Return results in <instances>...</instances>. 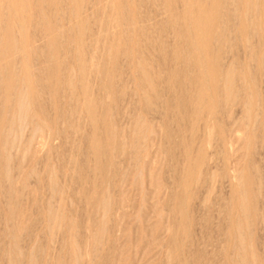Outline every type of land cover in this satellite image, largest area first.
<instances>
[{
	"label": "rangeland",
	"instance_id": "1",
	"mask_svg": "<svg viewBox=\"0 0 264 264\" xmlns=\"http://www.w3.org/2000/svg\"><path fill=\"white\" fill-rule=\"evenodd\" d=\"M135 1L141 4H136L137 6L133 7L134 13L137 15L135 19L137 21L139 18L141 19L138 24L145 22V26H150L151 23H146V20L150 18L151 22L154 23L152 27L154 25L155 28L157 27L156 30L148 26L149 31L153 30L150 31L151 36L156 33L153 36L156 41L152 39V43L150 40L148 43L153 46L159 44L157 48L147 44L148 39L144 36L145 40L142 36L140 37L145 43L142 44V39H138L140 35L138 36L137 32L134 33L132 26L129 27L131 29L129 32L131 37L135 35L133 43L136 42L135 46L140 45L135 47L132 40H130L131 43L126 40H129L130 37L127 35L129 32L124 31V28H127L128 25L126 18L124 16L123 18L122 15L125 14L123 11H127L130 7L128 0H117L116 2L115 15H120L124 22L119 19L121 22L119 23L120 31H118L119 27L116 28V25L109 32L111 33L108 36L109 40H112L111 37L115 40L112 48V61L111 57L108 60L107 56H102L104 49L102 50L101 40L103 38L97 42L94 41L99 33L97 26H100L99 28H102L101 25L104 26L100 22L104 19V16L101 12L97 13L92 4H88L87 1V3L84 2V9H81V13L83 12L81 17H88L84 30L86 31L84 39L88 43L84 40L82 46L83 52H85L84 60L88 59V63L85 62L87 69L83 78L80 79V72L75 63L77 61L74 56V49L70 48L73 45L69 44L66 39L64 43L63 39V45L59 46V60L63 63L62 68H67L73 76L74 91H78L77 93L80 96H82L81 89H84L87 94L89 93L86 103L96 115H94L97 118L95 125L89 121L86 111L80 112L81 114L73 112L74 119L68 120L74 103L68 99L70 90L67 87L64 88L63 84V87L61 85L60 88H64L66 91L61 89L58 94V98H62L60 99L62 104L57 103L55 105L54 99H52V96L50 97L49 89L46 87L48 83L44 79L45 74H40L38 70L35 71L38 67L44 65V63L42 64V61L44 62L42 57L46 54L40 56L41 58L38 59L40 62L35 60L36 62L29 64L30 67H34L31 69L35 71L37 77H44L39 80L34 75L33 83L36 87L38 82L36 91H38L42 105L46 103L43 105V107L45 106L44 114L41 115L33 106V99L31 116L33 117L35 114L34 116L38 117L39 120L34 118L40 122L47 118L48 122L45 119L44 121L49 124L52 122L53 125H49L52 132L59 128L64 133L59 130L54 132L63 134H54L56 136L51 147H46L41 142V146H43L40 147V144L37 143L40 153H38L39 155L35 154V156L37 155L35 159V156L32 155L33 152L28 154L26 152L25 157L21 156L22 152L17 153L22 160L21 158L18 159L16 152H14L15 156L13 154L11 157L13 159L10 160V171H13L12 173L17 177L18 171L15 169L17 166H14L22 162V169L24 168L23 172L25 174L21 172L22 176L24 175L23 179L18 178L16 181L19 191L18 196L21 194L20 197L22 198L14 196L13 201L10 200L13 203L20 201L18 204L15 203V206L18 205L17 208L20 206L24 211L19 207L23 212L21 214L20 211L21 216L19 214L16 219H8L9 216L7 218L9 198L6 196V188L3 187L5 185L4 179L0 180V264H235L236 261V264H238L240 262L238 254H240L241 260L244 257L246 258L243 261L244 263L247 262L246 264H264V71H258L257 60L255 61V59L249 57L250 52L248 53L249 47L255 45L254 48H257L258 51L264 42H259L256 36H251L249 38L250 43L252 42L251 46H244L242 43L245 44L246 41H239L233 46H223V49H219L222 54L224 53V56L221 55L220 65L225 68L229 64H234L238 68L240 75L239 77L236 76L235 85L237 87L239 84H236L240 81L239 78L245 81L246 85L250 87V91L253 88V91L248 94L254 95L251 96V99L255 102H251L253 108H251L253 111L251 115L254 118L249 119L250 122L248 119L245 122L248 123L249 127L245 125L242 127L243 129H240L241 131H238L245 138V141L243 138L237 144V151L226 155L220 151L219 136L228 133V126L234 119L242 118L244 104L240 101V103L236 102L231 106L229 105L231 108L226 105L227 108L224 104L225 107L221 104L220 100L217 102L216 99H219L220 96L219 90L214 94L209 85L211 81L209 75L211 73L208 74V72H210L211 65L208 67L210 63L208 58L201 57L200 62L196 61L197 59L196 62H193L192 58L184 57L186 58L184 59L183 56L179 57V55V59L174 54L187 49L186 37L182 38L185 31L181 30V28L183 29L182 22H184L183 5L185 0ZM188 1H191L192 4L195 2V0ZM57 3L51 9L45 8L44 3L43 11L46 12V15L43 17L45 20H55L60 27L64 26L63 28L70 29L72 24L75 25L73 21L70 22L71 13L69 14L70 11L68 10L70 9V0H57ZM158 3L160 4L157 9L156 5ZM180 13L182 16V18L180 17L181 21L178 20ZM140 14L141 16H138ZM120 16L118 18H121ZM159 17L169 22V24H160L159 21L162 19ZM95 21L99 24L96 25ZM176 21H179V23H176ZM122 23L127 26H123ZM180 23L182 26H178ZM63 28L62 30L65 31ZM95 30H98L97 33ZM161 30L163 33L160 32ZM122 31L125 33H122ZM233 33V36L236 35ZM122 35L123 37L124 35L127 36V38L125 37L126 41L123 40ZM136 35L138 38H136ZM232 35L231 37H233ZM90 39L94 40L90 42ZM122 41L130 44L126 43L125 45ZM93 42L95 46L97 45L96 47ZM42 44H45L44 39H42ZM90 44H92V47ZM160 44L162 46L165 44V50L164 46L162 47ZM114 50L118 52L116 53ZM140 50L141 52H139ZM132 52H135V56L137 55L136 57L133 56L135 59L132 57ZM148 52L151 58H149ZM122 54L127 56L124 55L123 58ZM141 54H145V56L143 57ZM63 56L66 60L63 59ZM141 56L144 58L146 66L152 65L151 69L149 66L147 68L155 76L153 78L154 76L151 75L154 83H156L155 89L159 92L155 91L160 94V98H158L159 95L156 93L154 106L152 105L153 110H151L152 108L149 110L146 105L144 106V103L139 101V95H137L140 76L136 72V62L133 61L143 60ZM146 56L149 57L146 58ZM250 58H252V61ZM96 60L101 62L97 64ZM105 60H108L106 65L108 70L111 68L107 75V77L109 76L108 79L107 77L102 79L105 78L103 77L105 74L101 73L102 61ZM109 61L111 64H108ZM147 62L150 64H147ZM208 68L209 71H206ZM201 71H205L204 74L201 73V77L199 76L201 81L203 79L205 82V77L207 81L210 78V81L208 83L206 81L204 87H201L203 90L205 89L201 93L203 95H201L202 99L200 101H202H199L200 104L198 102L196 104L191 101L196 96V94H193L197 91L194 83H196V78L198 80V74ZM63 74L62 72V77ZM192 79H194V83ZM42 85L47 89H44ZM0 93H2L0 95V102L2 103L5 99L2 87ZM49 98L52 99L51 102ZM219 110L222 112H219ZM227 111L229 114L226 113ZM45 112L50 114L47 115ZM62 114H65V116ZM138 117L145 119V124L148 123V130L152 128L155 131L156 135L151 134V131L148 133L150 137L147 144L149 158L152 157L155 161L152 159L148 163L141 162L142 166L139 165V162L136 164L137 168L141 167L142 170L138 168L135 171L133 167H136V160L131 155L133 152H130L132 151L130 148L133 147V143L130 142L132 140V142L138 143L140 140L143 142L142 139H146H139L134 133L136 130L135 121ZM73 120L76 122H73ZM69 121L73 122L72 125L75 126L73 130L69 127ZM111 122L112 127L116 126L115 129L118 133V136L116 133L117 137L114 140L115 144L118 146L120 142L123 146L125 145L122 147L121 152H118L116 145L114 147L117 151L113 150V143H110L113 152L109 149L111 137L108 138V136H110L109 127ZM106 125L109 126L106 127ZM29 127L31 129V124L24 132L25 139H28L31 134ZM133 134L138 138L137 140ZM154 137H156L155 140ZM121 140H124V142H121ZM153 140L154 143H152ZM92 143L98 144L101 149L100 154L102 153V155H99V158H95L92 153ZM118 147L120 148V146ZM109 156L116 163V167H112L114 163H111L112 159ZM144 159H146V155ZM30 161L34 163L31 165ZM25 165L26 167H24ZM26 185L28 186L26 187ZM52 185H54L55 190H53ZM23 189L25 192H23ZM241 195L245 196L247 208L252 211L248 210V213H245L242 210L239 202ZM49 198L53 201L54 208L59 206L58 218L53 224L48 223L49 217L46 212ZM241 217L243 221L241 223L244 225L238 223ZM244 217L245 219H243ZM18 218L21 220V222H18V227H20V231H18L19 239L22 241H20L21 243L18 242L20 249L15 245L14 240L13 245L9 233L12 223H15L14 220L19 221ZM245 220L249 225L245 223ZM21 224H23L22 227ZM238 230H241L240 233L243 232L240 235H243L246 239L240 240V235L237 234L239 233ZM243 240H245V243H243ZM242 247L245 249L244 251ZM15 248L17 251H15ZM16 252L19 254H15Z\"/></svg>",
	"mask_w": 264,
	"mask_h": 264
},
{
	"label": "bare ground",
	"instance_id": "2",
	"mask_svg": "<svg viewBox=\"0 0 264 264\" xmlns=\"http://www.w3.org/2000/svg\"><path fill=\"white\" fill-rule=\"evenodd\" d=\"M86 1L89 2L88 4H92V6L96 9V12L97 13L98 12H101L102 13V16H104V19H102L103 18L102 17L101 18L102 20L100 21L101 24H103L104 26L101 25L102 28H99L100 26H97L98 27V30H99V33L96 35V40L90 39V42H91V40H94V41L97 42L99 39H102L103 38L101 40L102 43L99 41L101 44H103L102 45L103 46L102 50L103 49L104 50L102 52V56H104V57L107 56L108 57V60H109V57H111V55H112L113 43L115 41V40H113L112 37H111L112 40H109V37L108 36H109V34L111 35V33H109L110 32V29L113 28V27L115 28V26L117 25L116 28L119 27V30L118 31H120V26H119L120 24L119 23H121L122 21L124 22V19L122 20V17L123 16L126 18V23L128 25L127 26V25H125V23H122V25L124 24L123 26H127V28H124L125 29L124 30L125 32L126 31L129 32V30H131L129 27L132 26L133 29H134L133 30L134 33L137 32L138 33L137 35L138 36L140 35L139 38L136 35L137 36L136 38H138L139 40L142 39V38L140 39L141 36L142 37L144 36L146 39H148V41L146 40L147 41V44H150V43H148L149 40L150 41L152 39L155 40L153 38V36L156 33L151 36L152 33L150 34V31L153 28L156 29L157 27L155 28V25L152 27V24H154V23L151 22L150 18H148L146 20V23H148V24L151 23L150 26L152 27V29L150 31H149V27H150L149 25L146 24L147 26H145V24H144L145 22H144L143 24L141 23L140 24L141 26H140L138 24V22H140L141 19L139 18L138 21L135 19V16L137 17V15H135L136 13H134L135 11L133 10V7H136L137 6L136 4H139L138 2L136 3L135 0H128L130 7L127 9V11H123L126 15L125 14L122 15V17L120 15H115V11H116V8H117V6H116L117 0H70L69 8L71 10L68 9L70 11L69 14L71 13L70 14L71 15V21L70 22L73 21L74 24H75V25L72 24V26H71L72 28L70 27V29H65V28H63L64 26L63 27L62 26L60 27L58 24H56V21L55 20H52L51 21L49 19V17H48L49 20H45V18L43 17V16L46 15L45 14L46 12L44 13V11H43L44 5H45V8L48 7L49 9H51V8L54 7L55 4H58L57 3V0H0V75H1L0 76L1 77L0 78L1 79V81H0V89L2 87V89L4 90V93H5L4 96L2 95L3 97H5V99L3 100L2 103L0 102L1 103V105H0V180L2 181L4 179L3 181H4V184L5 185H3V187L6 188V196L9 198L8 199V215H7V218H8V216L10 218H8V219H16V217H18V215L20 214V211L23 210V209H21L20 206L19 207H20L21 210L19 209V207L18 208L16 207L18 205L15 206V203L18 204V202L20 203V201H18V202L16 201L15 203L12 202L13 201L12 198H14V196L19 197V198H22V197H20L21 194H20V196H18L19 191H18V187L16 185V181L18 180V178L20 180L23 179V176H24V175L22 176V174H21V172L24 173L23 172L24 171L23 170L24 168L22 169V165H23L22 162L21 163H18V164H16L14 166V167L17 166L15 168L18 171L17 177H15L16 175L12 173L13 171H10V168H11V166H10L11 165L10 160L13 159V158L11 159L12 155L14 154V156H15V153L14 152H16V156H17L18 155L17 153L22 152L21 153V156L22 157H25V155H26L25 153L26 152H27V154L29 152H33L32 155L35 156L36 153L37 154L40 153L39 152L40 150L38 148L39 146H37V143L40 144V147H42L43 145L46 146V147H51L53 139L59 133V132L57 134L54 133L56 130H59V128L56 129L53 132L51 131V129L49 128V125L52 122L50 124L49 123H46L45 121H47V118L45 119L43 117L45 119V121L43 119V121H42L43 123H42V122L38 121L39 120L38 117H35L34 116L35 114L33 115V117L31 116V112H33V111H31V109H32L31 108V105H32L33 99H34L33 106L36 107V110H38L39 114H41V115L44 114V111H45L44 110V107L45 106L43 107V105L46 104L45 103V104L42 105V101L39 98L40 96L38 95V91H36L37 83L38 82L36 83V87H35V85L33 83V76L36 75L35 74V71L38 70L40 74H43V73L45 74V78L43 76L42 77L44 79H46V81L48 83V84H46V87L49 89L50 97L52 96V99H54L55 105L57 103L58 104L61 103L60 102V99H62V98L60 96H59L60 98H58V94L61 91V89H64L65 87H67L70 90V92H69V98L68 99H70L71 102L74 103V104L72 103L74 107L72 106L73 107L72 110L70 109L71 110V114L69 115L70 117H68V120L69 119H74L73 118L74 113H76V112L77 113L78 112L79 113L80 112L82 113L84 111H86V113H87L86 116H88V118L90 119L89 121H91L92 124L95 125V122L97 120V118L95 117L96 115L93 113V110L86 103L87 100H88V96H89L88 94L89 93L87 94V92L84 89H81L82 90V92H81L82 93L81 94L82 96H80V94L77 93L78 91H76V92L74 91V89H73L74 88L73 76L70 73V71L67 70V68H65V67L62 68L63 67L62 66L63 63H62V61L59 60V58H60L59 46L63 45L62 44L63 43V39H64V43H65V39H66L69 42V44L73 45L70 48L74 49V56L76 57V61H77L75 63L77 64V66H78L77 69L80 72V79L83 78L84 74L86 75L85 72H86L87 67H86L85 62L88 59H85L84 60V53L85 52H83L82 46H83L84 42L86 41L84 39V33L86 31H84V30L86 28V23L88 22V17H84V18L81 17V15L83 13V12L81 13V9L82 10L84 9V6H85V3L84 2H86ZM157 1H159V0H157ZM190 2L188 0H185V4L183 5L184 6L183 7L184 8V10H183L184 11V13H183L184 22H182L183 29L181 28L182 31L184 30L186 32V34H185V32H183L182 38H185L186 37L185 38V42H187V44H186V46H187L186 48L187 49H184L182 51L180 50L181 52L178 51L180 53H177L176 51H174V52H176L174 54H176L177 57L180 55L179 57L183 56V58L184 57H186V58H192L194 60L193 62H196V61H199L200 62V60L202 59L201 57L208 58V60L210 61V63L208 64V67L211 65L210 66V72H208V74L211 73L209 75V77L211 76V81H210V78H208L209 81H210L209 85H210V89L213 91L214 94L217 93V91L219 90V95L220 96H219V99H216L217 102H219V100H220L221 101V104L222 105L224 104L225 106L226 105H228V106L230 105L231 106V105H233L236 102H239L240 103V101L243 102L244 109H243L242 118L241 119H238V120L234 119L233 121L231 120L232 122L230 123V126H228V133L225 135L222 132L223 133L222 136L221 135L219 136L220 137V140H219L220 141L219 142L220 143V147H219L220 148V151H222L226 155L227 154L228 155L229 154H233L234 152L237 151V146H238L237 144L240 143V141L243 140V138H244L243 136H241V134H239L238 131L240 129H243L242 127L245 126V125L249 127V125H247L248 123H245L246 120L248 119V121H249V119L251 120V118H254L251 115L252 112H253L251 110V108H252L251 107V102H254V100L251 99V96H254V95H251V94L249 95L248 94V93H250V92L253 91V88H251L252 90L250 91V89H249L250 87H248L246 85L245 81H243L241 78H239V80H240V81L238 80L239 82H236V84L239 83L240 86L238 84L237 87H236V85H235V81H237L236 76L238 75V77H239V75H240L239 74V71H238V68H236V66H234V64H229L225 68L222 67L220 65V58H221V55L224 56L223 55L224 53L222 54L220 52L221 50L219 51V49H223L222 48L223 46H227V47L228 46H233L236 42L239 43V41H241V42H245L246 41L245 44L244 43H242V44L244 46H247V47L248 46H251L250 44H252V42L250 43V40H249V38H251V36H256V38H257V40L259 42L260 41L264 42V0H195V2H193L194 4H192ZM160 3H158L156 5L157 6V9L159 8V4ZM139 5H141V4H139ZM65 7H67V6H65ZM90 16L92 17V14ZM119 16L121 18H118ZM138 16H141V14L138 15ZM156 16H158V15H156ZM178 16H179L178 20L180 19V17L182 18L181 13ZM43 18H44L45 21L43 20ZM53 19H55V18H53ZM96 19H98V18H96ZM119 19H120V21L121 20L122 21L120 22ZM160 19H162V18H160ZM176 19H177V16H176ZM181 20L182 19H180L179 21H181ZM179 21L178 22L176 21V23H179ZM57 23H58V21H57ZM94 23H96V25L99 24L97 21H95ZM159 23L160 24L162 23V24H165V25L166 24H169V22H167V21H165L163 19L161 21H159ZM174 25H177V24H174ZM179 25H181V23L178 24V26ZM62 28L66 31V33H65V31L62 30ZM174 28H176V27H174ZM136 29H137V31H136ZM98 30H95L96 33H97ZM115 31H117V29H115ZM124 31H122V33H125ZM160 32H162V30ZM232 32H234L236 35L233 36L232 35ZM158 33H159V29H158ZM249 34H251V35H249ZM127 35L130 37L129 40L126 39L127 36H125V35H124V37L122 35V37L124 38V39L123 38L122 39L124 41L127 40L129 42H130V40H132V43H133L134 38H135L134 37L135 35L131 37L130 32ZM179 35H180V33H179ZM231 35L233 37H231ZM131 38H133V39H131ZM145 38H144V40H145ZM42 39H44V43H45L44 45L42 44ZM139 40H137V41H139ZM254 40H251V41H254ZM67 41H66V43H68ZM152 41H151V43H152ZM248 41H249V43H248ZM129 42H123L122 41V43H124L125 45H126V43H129ZM141 42H142V44H145V43H143V39L141 40ZM135 43H133L134 45L133 44L132 45L135 46L136 45ZM163 43H164V41H163ZM257 44H258V42H257ZM71 45H67V46H71ZM90 45L92 47V44H90ZM132 45H131V47H132ZM139 45H137V46H139ZM151 45L152 44H150V46ZM158 45L159 44L154 45V46H156V48H157ZM261 45H262V47L258 51H257V48H254L255 45L252 46V47H249L250 49H249L248 53L250 52V56L249 57H252L253 59H255V61L257 60V63H258V68L257 69H259L258 71H261L262 70L261 72H263L264 71L263 70L264 69V49H263L264 48V43H262ZM94 46H95V43H94ZM137 46H135V47H137ZM154 46H153V48H154ZM160 46H162V45L160 44ZM163 46L162 47L165 50V47H166L165 44H163ZM144 47H147V46H144ZM149 48L151 49V47H149ZM224 48H226V47H224ZM227 49H226V51H228ZM114 51L116 53L118 52L116 50H114ZM158 51H161V50H158ZM245 51H246V49H245ZM135 52H132V57L135 56ZM139 52H141V50ZM164 53H166V52H164ZM137 54H138V52H137ZM148 54H149V52H148ZM171 54H169V56ZM41 55H45L44 57H42L44 59V62L42 61V64L44 63V65L42 67H38V69L35 68L36 70L34 71L33 69H31L33 66L30 67L29 64L31 65V62H34L35 60L37 61L39 58H41L40 57ZM122 55H123V58L125 56H127L125 54H122ZM172 55H171V57H172ZM142 56L144 57L145 54L142 55ZM142 56H141V58H143ZM226 56H228V55L226 54ZM87 57H88V55H87ZM120 57H121V55H120ZM130 57H131V55H130ZM135 57H133V58L135 59ZM139 57H140V55H139ZM148 57L146 56V58H148ZM90 58H91V56H90ZM115 58H116V56H115ZM117 58H118V56H117ZM146 58H145V60H146ZM149 58H151V55H150ZM186 58H184V59H186ZM252 58H250L251 61H252ZM63 59H65L64 56H63ZM130 59H132V58H130ZM91 60H93V59H91ZM38 61L40 62V60H38ZM107 61L106 60L105 61H102V63H103V64L101 63L102 64L101 65L102 68L99 67V66H97L98 68H101L102 69L101 73L103 72L105 74V76H103L105 78H102V79H106L107 75L109 74V70L111 69L110 68L108 70V68L106 66L107 65ZM111 61H112V57H111ZM203 61H204V59H203ZM205 61H207V60H205ZM100 62L101 61H97V64H99ZM109 62H108V64H111V62L110 63ZM133 62L134 63L136 62V64H135L136 66L135 65H133V66H135L137 68V71L136 72L140 76L139 77L140 78V84L138 85V89H137V93H138L137 95H139L138 98L140 99L139 101L143 102L144 103L143 104L144 106L146 105V107H149L148 108L149 110L151 108H152L151 110H153V106H154L153 105V102H154V98H155L156 93H157L156 91H158V90L155 89V87H156L155 84L156 83H154V80L152 79V76H154V75L151 74L150 71H149L151 69V66L152 65L151 66L148 65L150 67V69L147 68L148 66H146V62L144 61V58H143V60L142 59H137V61H133ZM148 62H147V64H150ZM150 62H151V60H150ZM87 63H88V61H87ZM97 64H95V65H97ZM157 64H158V62H157ZM184 64H185V61H184ZM194 64H197V63H194ZM206 65H205V67H206ZM255 65L257 66V64H255ZM73 69H74V67H73ZM138 69H139V71H138ZM195 69H196V67H195ZM92 70H94V69H92ZM206 71H209V68ZM62 72L64 73L63 74L64 75L63 77L61 76V73ZM139 72H140V74H139ZM151 72H152V70H151ZM203 72L205 73V71H203ZM203 72L202 71L199 72V74H198V80H196L197 78L195 79V82L196 83H194V79H192L193 80V83L196 84L195 87H197V91L195 93L193 92V94H196V96L195 97L193 96L194 99L191 98V99H193L191 102H194L196 104H197V102H198V104H200L199 101H200V99H202V96L201 95H203L201 93L205 90V89L203 90L202 88L204 87V84L207 81V78L206 77L204 78V79H206L205 82L203 81V79H202L203 82L201 81V78H200L201 76L200 75H201V73L204 74ZM133 73H135V72H133ZM196 73H197V71H196ZM263 74H264V72H263ZM206 76L208 77L207 74H206ZM251 76H252V74H251ZM42 77H40V76L37 77V75H36V78H38L39 80H41L40 78H42ZM108 78H109V76L107 77V79ZM153 78H155V76ZM209 81H207V83ZM80 83H81V81H80ZM184 83H186V82H184ZM62 84L64 85V88H60ZM63 85H62V87H63ZM42 87H43V85H42ZM79 87H81V85H79ZM252 87H253V85H252ZM43 88L44 89H47L45 87H43ZM40 89H41V87H40ZM254 89H256V88H254ZM38 90H39V87H38ZM64 91H66V90L64 89ZM123 92H125V91H123ZM188 92H190V91L188 90ZM240 92H242V93H240ZM255 93H256V91H255ZM1 94L2 93H0V95ZM204 94H205V92H204ZM157 95H159L157 97L160 98V94L157 93ZM175 97H177V96H175ZM57 99H58V102H57ZM176 99H178V98H176ZM49 100H50V98H49ZM51 100H50V102H51ZM155 101H156V99H155ZM85 103H86V105H85ZM63 104H65V103L63 102ZM196 104H195V106H196ZM50 105H53V104H50ZM180 105H182V104H180ZM69 108H70V106H69ZM54 110H55V107H54ZM219 112H222V111L219 110ZM230 112H232V111H230ZM63 113H65V112L63 111ZM149 113H151V112H149ZM226 113L229 114L228 111ZM48 114H50V113H48ZM36 115L38 116L37 113H36ZM41 115H40V117H42ZM62 115L65 116V114H62ZM34 117L37 118L38 120H36ZM58 117H59V115H58ZM51 119H52V117H51ZM56 120H57V118H56ZM75 120H73V122H76ZM54 121H55V119H54ZM69 122H70L69 127L72 128V129L70 128L71 130H73L75 128V126L72 125L73 122H71V121H69ZM30 124H31V129H30V127H29V129L31 130V134H30V136H29L28 139L27 138L25 139L24 138V132H26L25 130L27 129L28 126H30ZM46 124H48V125H46ZM76 124H78V123H76ZM52 125L53 124H51L50 126H52ZM147 125H148V123L145 124V119L143 120V118L141 119L140 117H138V119L135 121V129L136 130H135L134 133H135L136 137H138L139 139L140 138L141 139L142 138H146L145 140L142 139L143 142H141V140L138 143L132 142V140L130 142V143H133V147L130 148V150L132 149V151H130V152H133L131 155L134 156V158L136 160L135 161V165L137 163H139V162H140L139 165H141V162L148 163V162L152 161V159H154L152 157L149 158V152H148V149L149 148H148L147 144L149 143V137H150V135H148V133L151 131V134H154V135H156V134H155V131L152 130V128H150L151 130H148L149 127ZM107 126H109V125H106V127ZM109 128H110V131H109L110 136H108V138L111 137L110 138V142H109V147L111 145L110 143H113V147H114L116 145L115 144L116 142L114 140L116 139L115 137L118 136V133H117V131L115 129L116 126L115 127H112V122H111V126ZM80 130H81V128H80ZM107 130H109V129H107ZM59 131L61 132L62 130H59ZM94 131H97V130H94ZM107 132H106V134H107ZM63 133H59V134H63ZM116 133H117V136H116ZM54 134H56V135H54ZM245 134H246V132H245ZM135 135H134V138H136ZM138 138H136V140ZM155 138L156 137H154V140H155ZM24 139H25V141H24ZM124 140H125V138H124ZM124 140H121V142H124ZM154 140H153L152 143H154ZM108 141H109V139H108ZM244 141H245V138H244ZM40 142L43 144L42 146H41V143ZM118 142H119V140H118ZM93 143H92V146H91L92 147V153H93V155H94L95 158H97V157L99 158V155H102V153L100 154L101 149L98 146V144H93ZM119 143H118V146H120V148L117 145L115 147L118 148V150H119L118 152H121L122 151L121 149H123L122 147H124L125 145L123 146L122 143H120V144ZM127 143H129V142H127ZM129 146L131 147L132 145L130 144ZM115 147H114L113 150L114 151L115 150L117 151V149ZM106 148H107V145H106ZM109 149L111 150V147ZM125 151H126V149H125ZM111 152H113V151L111 150ZM116 153H114V154H116ZM145 155H146V159H144V156ZM19 156L20 155H18V159L21 158ZM103 156H105V155L103 154ZM36 157H37V155L34 157V159ZM134 158L131 157L132 160H134ZM21 160H22V158H21ZM154 161H155V159H154ZM32 163H34V162H31V165H32ZM111 163L112 164L114 163V166H112L113 168L117 166V165L115 166L116 163L113 161V159H112V162ZM24 167H26V165ZM99 167H101V166H99ZM133 168H135V171H136V170H138V168H141V167H138L137 168V165H136V167H133ZM141 170H142V168H141ZM19 174L21 175V177H20ZM2 176H3V178H2ZM22 183H23V181H22ZM27 186L28 185H26V187ZM52 187H53V190H55L54 189V185H52ZM23 192H25V190ZM54 194H56V193H54ZM54 194H52V195L54 196ZM238 195H239V193H238ZM245 199H246L245 196L244 195H241L239 202H240V205H241L242 210L246 213L248 210L250 211L251 209L250 208L249 209L247 208V202H246ZM19 200H21V199H19ZM237 200H239V199L237 198ZM52 204H53V201L50 200V198H49V200L47 202V206H46L47 216L49 217V222H48L49 224H53V223H55L57 221L58 213H59V208H58L59 206L54 208ZM57 208H58V210H57ZM103 210H105V209H103ZM21 214H23V212ZM21 214H20V216H21ZM241 214H243V212H241ZM245 217H246V215H245ZM245 217L243 219H245ZM241 219H242V217L240 218V222H238V223H241V221H242ZM18 220H19V218H18ZM14 221H15V223H12V227H11V229H9V233H10V235L12 237V243H13V240H14L15 245L18 247V246H20V245H18V242L21 241L19 239V236L20 235L18 234V231H20L19 230L20 227H18L19 226V223L18 222H21V220H19V221L14 220ZM14 221H12V222H14ZM8 222H9V220H8ZM6 223H7V221H6ZM245 223H247L249 225V223L246 222V220H245ZM9 224H10V222H9ZM241 224H243V223H241ZM22 225L23 224H21L20 226L22 227ZM245 230H246V228H245ZM240 231L238 230L237 232H239V233H237V234L240 235L241 233H243V232L240 233ZM28 234H29V232H28ZM26 236L28 237V235H26ZM29 237H30V235H29ZM239 238L242 241V239L245 238V237L243 235H240ZM240 240H238V241L241 242ZM244 241L245 240H243V243H245ZM240 244H242V243H240ZM13 245H14V243H13ZM243 247H245V246H243ZM18 249H20V248L18 247ZM239 249L242 251L241 248H239ZM245 249H246V247H245ZM245 249L243 248V251ZM15 251H17V249ZM19 252H20V254H22L21 251H19ZM239 253H240V251H239ZM246 253H247V250H246ZM15 254H19V253L16 252ZM239 256H240V254H238V258L240 260V262L238 264H246L247 262L246 263L243 262V261H245L244 259H246V258L243 256L244 259L241 260V258ZM236 262H235V264H236Z\"/></svg>",
	"mask_w": 264,
	"mask_h": 264
}]
</instances>
